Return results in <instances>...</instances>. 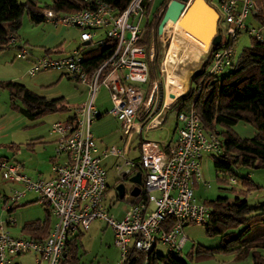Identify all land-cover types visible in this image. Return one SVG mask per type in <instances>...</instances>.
<instances>
[{
    "label": "built area",
    "instance_id": "obj_1",
    "mask_svg": "<svg viewBox=\"0 0 264 264\" xmlns=\"http://www.w3.org/2000/svg\"><path fill=\"white\" fill-rule=\"evenodd\" d=\"M82 1L92 3L93 0ZM152 1L131 0L122 12L101 1L75 12L52 8L43 11L45 21L55 27L78 28L82 44L62 55L45 53L35 58L28 73L56 70L85 85L87 99L75 107L71 117L56 121L49 128L57 155L51 161L50 177L34 179L23 172L18 161L0 158V177L22 187L6 196L7 202H16L27 192H33L53 219L44 240L14 236L7 230L8 222L0 223V264H12L13 257L25 253H33L38 264H60L67 239L84 232L94 220L103 221L112 229L114 245L121 252L119 264L126 263L131 251L148 254L158 244L177 255L186 242L185 227L203 226L207 222L210 208L197 200L193 187L202 181L201 158L222 152L217 132H205L191 110L178 114L179 125L173 138L155 141L143 136L163 126V110L168 107L163 105V97L154 99L156 81L147 93L143 89V84L148 82V61L157 51L160 37L168 33L164 28L161 33L152 28L151 43L140 44L149 23L147 12ZM215 10L217 33L221 38L207 57L210 75H220L232 67L233 46L241 31L247 30L251 36L264 40L259 28L246 25L247 18L258 10L257 0H218ZM98 33L101 37L95 39ZM107 39L115 41L112 53L99 66L85 69L82 63L86 51L104 45ZM15 43L11 37L8 45ZM20 49L16 57L26 58L29 52L22 46ZM159 72L162 75L163 69ZM100 86L109 93L112 107L108 112L120 122L123 133L139 137L136 157L128 158L124 148H98L91 127L100 114L94 99ZM108 156L117 159L116 185L123 183L122 199L126 197L129 202L121 219L110 214L111 205L118 197L116 189L110 203L106 202L107 168L103 160ZM135 167L141 170L134 171ZM137 172L141 175L140 184L130 181ZM125 181L130 184L128 189ZM203 183L209 186L208 182ZM229 183L235 184L236 180L231 178ZM134 186L140 189L135 197L130 194Z\"/></svg>",
    "mask_w": 264,
    "mask_h": 264
},
{
    "label": "rangeland",
    "instance_id": "obj_2",
    "mask_svg": "<svg viewBox=\"0 0 264 264\" xmlns=\"http://www.w3.org/2000/svg\"><path fill=\"white\" fill-rule=\"evenodd\" d=\"M24 2L26 0H19ZM40 4H47L50 0H36ZM164 0H153L152 7L156 11ZM215 9L218 0H207ZM246 25L251 28H260L259 24L249 16ZM172 25V26H171ZM177 29V30H176ZM168 33H163L157 44L150 62L154 59L157 61V69H163L161 78V87L159 79H153V83L157 82V88L154 99L160 98V91L163 94V105L167 100L174 101L171 95L177 97L185 93L189 88V79L192 73L207 59V53L203 49V45L195 37L190 35L182 28H177L176 22H170L166 28ZM264 33V28H261ZM80 30L73 26H54L48 21L40 24L30 22L26 14L22 17V24L18 31V42L15 45L5 47L0 51V80H14L24 84L35 93L45 96L48 99L63 96L70 110L63 113H50L35 120H29L22 114L11 107L9 93L6 89L0 87V156L15 158L23 162L24 171L34 179L48 178L51 174L50 156H57L55 153V145L51 141L48 134L50 126L56 121H64L71 117L76 106L81 105L87 99V88L85 85L67 78L56 70L39 71L31 75L28 73L32 60L44 54L46 49H53L60 45L59 53L62 55L69 52L79 45ZM101 37L98 33L95 39ZM151 40V39H150ZM150 42V41H149ZM151 43V42H150ZM251 43L250 34L247 30L241 31L234 42V62L244 47ZM23 45L29 53L24 59L17 58L16 54L21 51L17 46ZM148 46V45H147ZM147 47V51L149 52ZM172 49V50H171ZM224 70L220 75L228 72ZM152 83V84H153ZM150 87L149 80L143 84V89L147 93ZM95 105L102 117L95 119L92 123L91 131L100 150L111 148L112 146L124 148L125 155L128 158L136 157L139 154L138 145L139 137L135 134L126 135L123 133L120 122L113 117L108 111L112 107V102L107 89L100 86L95 94ZM173 103V102H172ZM171 103V104H172ZM169 104L168 107L171 105ZM167 106L163 110V115H167ZM172 115H168L167 123L161 128L153 129L143 135L148 139L161 141L167 139L171 135L173 127ZM143 121V120H141ZM232 130L242 138L252 137L256 129L250 123L239 121L232 126ZM175 136V135H174ZM16 144V152L9 149V145ZM32 144V148L27 145ZM107 168L108 190L106 193V202L110 203V199L115 196V186L118 176L115 171L117 159L108 156L103 160ZM232 174H223L216 172L213 166V156L205 154L200 160V172L202 181L193 187L194 195L200 202L212 200L217 197H226L233 200L234 197L246 190L242 183V177L249 175V178L261 188L246 193V198L250 204L264 201V168H251L234 164L232 166ZM236 180L235 184H230L229 180ZM203 181L208 182L209 186ZM128 189L130 184L125 181ZM21 190V185L5 182L0 177V223L9 221L7 230L12 235H24L21 227L24 221L42 218L45 214L44 205L37 200V195L33 192H27L26 195L15 202L20 205L30 202L26 205L16 207L11 213L3 203V196H9L13 190ZM36 200V201H35ZM129 206L126 199L116 200L110 208V214L115 218L121 219L123 212ZM191 227L190 225L185 227ZM193 237H189L182 250V256H185L191 246L213 247L218 245L219 236H207L203 231V227L198 225ZM113 231L103 221L94 220L88 229L84 230L81 239L82 246L79 250L78 264H119L121 252L114 245ZM158 253H166L167 248L158 244L156 247ZM219 256V255H218ZM214 259V258H212ZM211 259V260H212ZM210 260V259H208ZM17 264H37L33 253H25L13 258V263ZM204 261V260H200ZM200 261H189V264L201 263ZM45 264V263H41Z\"/></svg>",
    "mask_w": 264,
    "mask_h": 264
},
{
    "label": "trees",
    "instance_id": "obj_3",
    "mask_svg": "<svg viewBox=\"0 0 264 264\" xmlns=\"http://www.w3.org/2000/svg\"><path fill=\"white\" fill-rule=\"evenodd\" d=\"M95 1L104 2L118 12H122L131 0H93L92 3L82 0H50L47 4H40L36 0L24 2L0 0V51L10 46L8 42L11 37L16 43L19 41L18 31L24 14L31 23L40 24L45 21L43 11L47 8L61 12H75L93 7ZM257 5L258 10L253 14V18L261 30L264 28V0H257ZM158 24L159 17L154 13L145 27L140 44L149 45L151 29H157ZM250 38V45L242 49L230 70L223 75L208 73L209 58H207L192 73L188 90L178 95L167 108V115L163 120V124L167 123L168 115H172L171 132L174 136L179 125L178 114L192 110L205 132L216 131L222 152L212 155L213 166L216 172L223 174H232L234 164L264 168V40L251 35ZM21 46L23 45L17 47ZM114 47L115 41L107 39L104 45L90 48L84 54L82 66L87 70L99 66L112 53ZM214 49L215 46L210 47L209 55ZM44 52L59 53L60 45L51 50L46 49ZM159 78L156 59L153 62L148 61L150 86L153 79ZM0 87L8 91L11 107L29 120L70 110V105L63 96L48 99L14 80H0ZM100 117L102 114H99L97 119ZM239 121L253 125L256 129L255 134L249 138L238 136L232 130V126ZM9 148L16 149L18 145L11 144ZM133 170L141 169L135 167ZM242 183L246 190L238 193L233 200L220 196L203 201L210 208V216L203 225L205 234L219 236L218 245L191 246L185 256H182V251L177 255L169 251L158 253L156 249L148 254L131 251L125 264H142L145 260L147 264H189L190 260H208L230 253L235 254L239 259L250 257L252 264H264V201L250 204L245 196L249 191L261 187L249 176L242 177ZM116 200L120 199L117 197ZM3 203L8 205L6 195L3 196ZM28 203L30 202L16 205L15 202H11L6 210L11 213L16 207ZM44 210L45 214L42 218L24 221L21 227L24 235L35 240H44L48 236L53 219L45 205ZM7 222L9 224V221ZM83 235L84 232L80 231L67 239L66 252L60 264H78Z\"/></svg>",
    "mask_w": 264,
    "mask_h": 264
},
{
    "label": "water",
    "instance_id": "obj_4",
    "mask_svg": "<svg viewBox=\"0 0 264 264\" xmlns=\"http://www.w3.org/2000/svg\"><path fill=\"white\" fill-rule=\"evenodd\" d=\"M168 21L177 22L182 29L195 37L203 45L204 51L210 46H216L220 42V34L217 33L218 14L207 0H166L159 14L157 30L162 32ZM161 87V83L159 82ZM174 98V95H171ZM163 94L160 91V100ZM140 172L130 177V181L140 184ZM119 199L124 197V185L119 183L115 186ZM139 187L134 186L131 196L139 194ZM65 255V254H64Z\"/></svg>",
    "mask_w": 264,
    "mask_h": 264
},
{
    "label": "crops",
    "instance_id": "obj_5",
    "mask_svg": "<svg viewBox=\"0 0 264 264\" xmlns=\"http://www.w3.org/2000/svg\"><path fill=\"white\" fill-rule=\"evenodd\" d=\"M166 0H164L160 6L158 7V9L155 11L154 8L152 7V3L149 5V8H148V12H147V17H148V21L150 22L152 16L154 13H156L157 16H159L160 12H161V9L163 8L164 6V3H165ZM172 26V25H171ZM45 54V52H44ZM43 54V55H44ZM42 56V55H41ZM31 62V61H30ZM174 136L172 135V132H171V135H169V137L167 139H171L173 138ZM55 145V143H54ZM56 146V145H55ZM27 148H32V144H29L27 145ZM56 148V147H55ZM11 149V148H9ZM12 151H15L16 149H11ZM16 152V151H15ZM7 158V159H10V160H15V161H18L19 163L22 164V170L23 172L26 174V172L24 171V164L23 162L19 161V160H16L15 158H8L6 156H0V158ZM55 158V156H50L49 157V161L51 163V161H53ZM250 174H247V176H249ZM51 176V174L49 175V177ZM191 227H188L186 229H184V234L186 236V242H187V239L189 237H193V234L196 232L197 229V226L198 225H190ZM203 227V226H201ZM203 231L205 232L204 230V227H203ZM14 236H21V235H14ZM185 242V243H186ZM185 246V245H184ZM183 250V249H182ZM19 256V255H18ZM16 257V256H15ZM13 257V258H15ZM13 258H12V264H17V262L14 261L13 263ZM201 263H196V264H252L251 262V259L250 257H244V258H241L239 259L238 257L235 256V254L233 253H230V254H226V255H219V256H215L214 259H210V260H204V261H200ZM38 264V263H37ZM41 264V263H40Z\"/></svg>",
    "mask_w": 264,
    "mask_h": 264
},
{
    "label": "bare ground",
    "instance_id": "obj_6",
    "mask_svg": "<svg viewBox=\"0 0 264 264\" xmlns=\"http://www.w3.org/2000/svg\"><path fill=\"white\" fill-rule=\"evenodd\" d=\"M170 22L171 21H168L167 23H166V25H165V27H164V29L166 30V28H167V25H169L170 24ZM176 24H177V28L179 27V28H182V27H180L179 25H178V23L176 22ZM177 30V29H176ZM167 31V30H166ZM211 47V46H210ZM172 50V49H171ZM172 103V100L170 101V103L169 104H171ZM165 104L166 105H169L168 103H167V100H166V102H165Z\"/></svg>",
    "mask_w": 264,
    "mask_h": 264
},
{
    "label": "flooded vegetation",
    "instance_id": "obj_7",
    "mask_svg": "<svg viewBox=\"0 0 264 264\" xmlns=\"http://www.w3.org/2000/svg\"><path fill=\"white\" fill-rule=\"evenodd\" d=\"M208 2V1H207ZM159 17V16H158Z\"/></svg>",
    "mask_w": 264,
    "mask_h": 264
}]
</instances>
